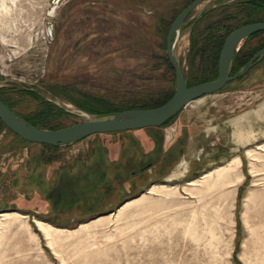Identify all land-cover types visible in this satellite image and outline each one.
Returning <instances> with one entry per match:
<instances>
[{
    "label": "rangeland",
    "instance_id": "rangeland-1",
    "mask_svg": "<svg viewBox=\"0 0 264 264\" xmlns=\"http://www.w3.org/2000/svg\"><path fill=\"white\" fill-rule=\"evenodd\" d=\"M193 1L0 0V98L24 118L50 108L58 130L95 116L76 101L173 96L167 36ZM246 1H207L184 22L174 56L189 85L218 78ZM262 46L264 32L236 56ZM0 264H264V58L160 128L53 149L0 123Z\"/></svg>",
    "mask_w": 264,
    "mask_h": 264
},
{
    "label": "water",
    "instance_id": "water-1",
    "mask_svg": "<svg viewBox=\"0 0 264 264\" xmlns=\"http://www.w3.org/2000/svg\"><path fill=\"white\" fill-rule=\"evenodd\" d=\"M210 0H195L172 23L167 36V53L176 76V92L163 106L153 109H134L106 115L93 116L86 121L66 128L51 130L33 126L17 115L0 99V120L22 140L60 148L73 145L97 134H115L127 131L160 128L180 113L186 106L205 96L215 94L238 78L243 77L257 62L264 58V48L258 52L236 75L231 76L236 53L251 36L264 32V22L240 27L229 34L223 45L218 78L189 87L174 56V39L184 22L200 5Z\"/></svg>",
    "mask_w": 264,
    "mask_h": 264
},
{
    "label": "trees",
    "instance_id": "trees-1",
    "mask_svg": "<svg viewBox=\"0 0 264 264\" xmlns=\"http://www.w3.org/2000/svg\"><path fill=\"white\" fill-rule=\"evenodd\" d=\"M238 12L240 13H244L247 14L245 17V23L246 24H253V23H259V22H263L262 19H259L257 17V14H259V12L264 10V0H251V1H246L244 4L239 5L238 7ZM216 24V23H215ZM220 23H217V25H219ZM216 25V26H217ZM237 29V28H236ZM234 31V30H233ZM232 31V32H233ZM231 33V32H230ZM229 33V34H230ZM228 34V36H229ZM259 34V33H258ZM212 37L209 39L210 36H208V39L205 40V45L206 46H211V50L213 49L215 51V49L217 50V46H218V40L217 38H219L218 35L215 34H211ZM257 34L253 35L251 38H253L254 36H256ZM227 36V37H228ZM226 37V38H227ZM249 38V39H251ZM248 39V40H249ZM247 40V41H248ZM221 41V40H220ZM205 46V47H206ZM264 48V46L260 47L257 52L261 51ZM206 50V49H205ZM256 52V53H257ZM216 53L213 54V59L216 58L214 55ZM255 54L248 52V53H243L242 51H240L237 56H235L234 59V63H233V67H232V72H237L241 67L245 66L254 56ZM189 85V84H188ZM194 86V85H193ZM189 87H192V85H189ZM33 95V93H31ZM171 97H163L158 99V101H153L154 106L149 104H146L149 107H140V108H135V109H153V108H158L160 106H163L164 104H166L171 98ZM1 99V98H0ZM2 100V99H1ZM5 104L6 102L4 100H2ZM80 109L84 110L85 112L91 114V115H95V116H100V115H106V114H110V113H116V112H123L125 110H130L133 108H124V109H119L115 106L109 105L108 103L104 102V101H100V100H92V101H86V100H81V101H76L75 103ZM10 109L11 106H9ZM50 108H43L40 110V112L36 115H33L31 117L28 118H24L25 120H27L29 123H31L33 126L35 127H39V128H43V129H51V130H57V128L55 126L50 125L49 123V119H50ZM18 115V114H17ZM20 116V115H19ZM21 117V116H20ZM175 118V117H174ZM172 118V119H174ZM171 119V120H172ZM170 120V121H171ZM169 122V121H168ZM167 122V123H168ZM1 125L6 129V131L11 132L9 129L6 128V126L2 123V121L0 120ZM166 123V124H167ZM165 124V125H166ZM164 125V126H165ZM163 127V126H162ZM13 133V132H11ZM14 134V133H13ZM15 137L19 140H21L24 143L27 144H32V143H28L24 140H22L19 136H17L16 134H14ZM43 147H47V148H53V149H59V148H55V147H50L47 145H42ZM150 166V165H149Z\"/></svg>",
    "mask_w": 264,
    "mask_h": 264
},
{
    "label": "bare ground",
    "instance_id": "bare-ground-1",
    "mask_svg": "<svg viewBox=\"0 0 264 264\" xmlns=\"http://www.w3.org/2000/svg\"><path fill=\"white\" fill-rule=\"evenodd\" d=\"M21 3L22 2H30V3H33L34 5L35 4H37V5H40L42 2H44V1H47V0H19ZM25 4V3H24ZM43 4V3H42ZM41 4V5H42ZM23 7H24V5H23ZM234 162H235V164H234ZM233 163H231V164H229V165H227V167L225 168L226 169V171L228 172V171H232V169H234L235 167V165H238L239 164V159H236L235 161H234ZM233 167V168H232ZM230 188H232V187H230ZM7 214H4V215H2L1 217H5ZM15 215H20V214H15ZM21 216V215H20ZM24 217V216H23ZM26 218V217H25ZM36 222H37V224L39 225V226H42V225H45L44 223H42V222H40V221H37V220H35Z\"/></svg>",
    "mask_w": 264,
    "mask_h": 264
},
{
    "label": "flooded vegetation",
    "instance_id": "flooded-vegetation-1",
    "mask_svg": "<svg viewBox=\"0 0 264 264\" xmlns=\"http://www.w3.org/2000/svg\"><path fill=\"white\" fill-rule=\"evenodd\" d=\"M251 37H252V36H251ZM251 37H250V38H251ZM248 39H249V38H248ZM248 39H247V40H248ZM247 40H246V41H247ZM246 41H245V42H246ZM240 69H241V68H240ZM240 69H239L237 72H232V70H231L230 75H231V76H234L236 73H238V72L240 71Z\"/></svg>",
    "mask_w": 264,
    "mask_h": 264
}]
</instances>
